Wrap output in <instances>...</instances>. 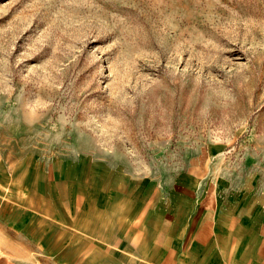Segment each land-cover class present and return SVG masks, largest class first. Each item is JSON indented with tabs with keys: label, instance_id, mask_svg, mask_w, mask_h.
I'll return each mask as SVG.
<instances>
[{
	"label": "rangeland",
	"instance_id": "rangeland-1",
	"mask_svg": "<svg viewBox=\"0 0 264 264\" xmlns=\"http://www.w3.org/2000/svg\"><path fill=\"white\" fill-rule=\"evenodd\" d=\"M0 152L63 175L71 226L87 160L264 189V0H0Z\"/></svg>",
	"mask_w": 264,
	"mask_h": 264
},
{
	"label": "crops",
	"instance_id": "crops-1",
	"mask_svg": "<svg viewBox=\"0 0 264 264\" xmlns=\"http://www.w3.org/2000/svg\"><path fill=\"white\" fill-rule=\"evenodd\" d=\"M62 179L0 152V264H264V189L251 178L191 161L164 180L87 160L73 167V226Z\"/></svg>",
	"mask_w": 264,
	"mask_h": 264
}]
</instances>
